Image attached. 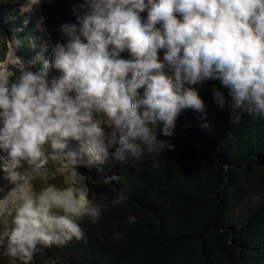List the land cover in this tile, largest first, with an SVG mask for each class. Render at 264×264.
<instances>
[{"label":"clouds","instance_id":"clouds-1","mask_svg":"<svg viewBox=\"0 0 264 264\" xmlns=\"http://www.w3.org/2000/svg\"><path fill=\"white\" fill-rule=\"evenodd\" d=\"M72 12L76 23L59 26L66 42L28 62L37 70L16 55L20 40L0 36V171L13 185L0 186V245L9 264L84 240L81 222L95 224L106 206L89 198L78 169L172 149L157 127L170 137L184 110L205 113L194 85L219 81L213 102L233 124L245 114L264 120V0H80Z\"/></svg>","mask_w":264,"mask_h":264},{"label":"trees","instance_id":"trees-1","mask_svg":"<svg viewBox=\"0 0 264 264\" xmlns=\"http://www.w3.org/2000/svg\"><path fill=\"white\" fill-rule=\"evenodd\" d=\"M24 1L0 0V36L20 40L16 54L29 65L42 47L48 58L57 41L66 42L59 26L76 23L72 7L80 0H43L40 25L25 19ZM213 85L222 88L212 80L193 86L205 113L184 110L170 137L157 127L172 149L124 164L110 156L102 171L79 168L89 177V198L106 208L95 224L81 222L84 240L44 249L32 264H264V120L245 114L233 124L214 104ZM113 175L119 179L105 182ZM120 192L127 200L112 206ZM239 196L261 197L242 203ZM238 202L243 207L235 213Z\"/></svg>","mask_w":264,"mask_h":264},{"label":"rangeland","instance_id":"rangeland-1","mask_svg":"<svg viewBox=\"0 0 264 264\" xmlns=\"http://www.w3.org/2000/svg\"><path fill=\"white\" fill-rule=\"evenodd\" d=\"M27 4V0H25L22 5L19 7V10L21 11V9ZM23 14H24V17L26 20H33L35 24L37 25H40L41 24V21H42V17L40 15V8H39V5L36 6V5H33L31 10L30 11H21ZM0 47H3V43L0 42ZM16 53H17V50H16ZM3 53L0 52V56H2ZM17 55V54H16ZM25 66H28L30 67L29 65H27L26 63H24ZM14 70H17L18 69H14ZM53 75H59V73L56 71V70H53L51 73H50V77L53 76ZM75 146V144H74ZM3 161L0 160V164H2ZM4 174L2 171H0V186H5V192L7 191L8 188H11L13 185L11 183H9L7 180H5L3 178ZM57 183H59V178L57 179L56 181ZM38 183H37V187H38ZM4 192H0V198H2L4 196ZM261 197V196H260ZM259 196H253L250 197V198H247L245 196H239L238 199L240 200L239 202L242 201V203H248L250 201V203L252 201H255L254 199H258L260 198ZM238 202V203H239ZM243 205L241 203L237 204L236 207H235V213H238L241 209H242ZM3 250H4V247L3 245H0V264H9V261H8V258L5 257L3 255Z\"/></svg>","mask_w":264,"mask_h":264},{"label":"bare ground","instance_id":"bare-ground-1","mask_svg":"<svg viewBox=\"0 0 264 264\" xmlns=\"http://www.w3.org/2000/svg\"><path fill=\"white\" fill-rule=\"evenodd\" d=\"M14 70V69H13ZM75 147V146H74Z\"/></svg>","mask_w":264,"mask_h":264}]
</instances>
